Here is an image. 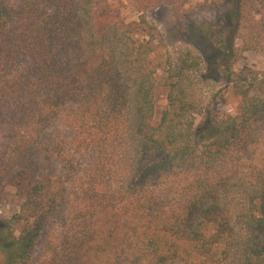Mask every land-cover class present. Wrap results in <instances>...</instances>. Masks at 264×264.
I'll use <instances>...</instances> for the list:
<instances>
[{"label":"trees","instance_id":"trees-1","mask_svg":"<svg viewBox=\"0 0 264 264\" xmlns=\"http://www.w3.org/2000/svg\"><path fill=\"white\" fill-rule=\"evenodd\" d=\"M17 1L0 0V176L23 203L0 217V264H32L48 228L55 264H264V95L254 69L234 70L236 9L217 36L175 29L199 51L169 56L160 79L164 39L146 19L100 0Z\"/></svg>","mask_w":264,"mask_h":264},{"label":"rangeland","instance_id":"rangeland-1","mask_svg":"<svg viewBox=\"0 0 264 264\" xmlns=\"http://www.w3.org/2000/svg\"><path fill=\"white\" fill-rule=\"evenodd\" d=\"M16 2L18 1L11 0L13 4ZM98 6L102 12L114 13L127 22L140 21L144 18L157 28L164 39L155 54V62L161 65L158 70L160 79L167 75L166 62L169 56L171 59L177 58L181 51L186 49H193L197 53L199 51L193 43L173 37L175 29L192 22H206L209 24L208 32L211 34L213 32L217 36L232 25L229 15L236 9L235 21L237 23L238 20L236 25L239 27L236 45L241 50V55L234 64V70L240 72L243 67L254 69L255 72H247V83H253L254 89L260 90L263 92L262 96L264 95V0H100ZM134 37L137 41L147 38L140 30L134 34ZM202 62L201 69L205 70L204 67L208 65V62L205 58ZM247 83L244 82V85ZM221 87H223L221 80L215 78V80L199 83L196 86V93L209 97ZM156 94V112L153 122L158 125L162 111L167 107V89L159 86ZM237 102L238 99L233 98L227 109L234 111ZM8 134L7 130L0 128V144L8 143ZM259 138L261 146L258 154L263 157L264 128L259 132ZM5 163L6 159L0 157V167H3ZM22 203L23 200L18 196L15 186L7 182V177L0 176V217L11 218L17 215L22 208ZM60 232L61 230L52 228L44 232L32 264H55L51 250L54 243L59 240Z\"/></svg>","mask_w":264,"mask_h":264}]
</instances>
